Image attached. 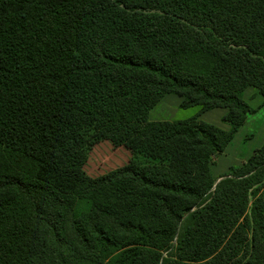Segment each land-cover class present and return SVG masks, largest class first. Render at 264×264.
<instances>
[{
  "label": "trees",
  "instance_id": "1",
  "mask_svg": "<svg viewBox=\"0 0 264 264\" xmlns=\"http://www.w3.org/2000/svg\"><path fill=\"white\" fill-rule=\"evenodd\" d=\"M249 88L264 0H0V264H264V143L212 173ZM167 95L201 110L151 121ZM104 141L154 167L89 176Z\"/></svg>",
  "mask_w": 264,
  "mask_h": 264
},
{
  "label": "rangeland",
  "instance_id": "2",
  "mask_svg": "<svg viewBox=\"0 0 264 264\" xmlns=\"http://www.w3.org/2000/svg\"><path fill=\"white\" fill-rule=\"evenodd\" d=\"M244 99L254 109L262 107L260 106L262 104L260 99L251 100L245 94ZM180 102L181 99L177 95H168L164 97L150 112V120L182 121L197 115L201 110V108L184 110L180 107ZM223 114L222 111H213V113H209L208 116H200V119L205 122L218 124L223 128L226 123L223 120ZM26 128L28 131L38 132L41 129V124L38 121L29 120L26 122ZM93 132V125L88 124L84 130V135L90 138ZM263 143L264 108H261L258 110L255 117L251 119V123H249L247 127H242L236 134L226 153L219 158H213L214 162H216L212 167L213 175L218 178L228 173L232 166L244 164L241 162L250 157L255 150L263 145ZM150 161L151 160L145 157L144 153H133L126 147H115L111 142L104 141L91 149L85 170L89 176L95 178L128 164H134L141 169L154 167L150 164Z\"/></svg>",
  "mask_w": 264,
  "mask_h": 264
},
{
  "label": "crops",
  "instance_id": "3",
  "mask_svg": "<svg viewBox=\"0 0 264 264\" xmlns=\"http://www.w3.org/2000/svg\"><path fill=\"white\" fill-rule=\"evenodd\" d=\"M245 95H247L248 96V98L249 99H251V100H254V99H260L262 102H263V98L258 94V92H257V90L256 89H253V88H249V89H247L246 91H245ZM168 96V95H167ZM180 98V97H179ZM181 99V98H180ZM181 101H182V99H181ZM180 104H181V102H180ZM193 108H198V109H200V107L199 106H196V107H192V108H189V109H193ZM189 109H184V110H189ZM213 111H222L224 114H223V116H225V114H226V110H224V109H216V110H212V111H209V112H206V113H204L202 116H208L209 115V113H213ZM256 115V114H255ZM255 115H250L249 117H248V119H247V121H246V123H245V127H247V125L249 124V123H251V119L253 118V117H255ZM222 116V117H223ZM158 121H166V120H158ZM209 123V122H208ZM211 124H214V123H211ZM214 125H216V126H218V127H220L218 124H214ZM243 126V127H244ZM220 128H222V127H220ZM222 129H225V130H228L229 129V125H228V123L226 124L225 123V126L222 128ZM232 144V143H231ZM231 144L228 146V147H230L231 146ZM228 149V148H227ZM227 149H226V151H227ZM226 151L223 153V154H225L226 153ZM222 154V155H223ZM221 155V156H222ZM249 159V157L245 160V161H242L241 163H245L247 160ZM240 163V164H241ZM227 174V173H226ZM225 175V174H224ZM102 176V175H101ZM222 176V175H221ZM99 177V176H98ZM220 177V176H219ZM218 177V178H219Z\"/></svg>",
  "mask_w": 264,
  "mask_h": 264
}]
</instances>
